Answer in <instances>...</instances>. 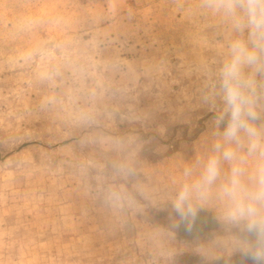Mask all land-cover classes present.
Returning a JSON list of instances; mask_svg holds the SVG:
<instances>
[{
    "label": "rangeland",
    "instance_id": "rangeland-1",
    "mask_svg": "<svg viewBox=\"0 0 264 264\" xmlns=\"http://www.w3.org/2000/svg\"><path fill=\"white\" fill-rule=\"evenodd\" d=\"M217 5L0 0V264H215L252 251L249 221L222 193L234 163L222 152L245 158V182L257 160L242 130V145L224 140L221 88L232 42L252 45ZM242 72L264 139V68ZM210 156L219 177L192 188ZM186 187L183 211L211 223L193 238L177 209ZM243 261L264 264V252Z\"/></svg>",
    "mask_w": 264,
    "mask_h": 264
},
{
    "label": "clouds",
    "instance_id": "clouds-1",
    "mask_svg": "<svg viewBox=\"0 0 264 264\" xmlns=\"http://www.w3.org/2000/svg\"><path fill=\"white\" fill-rule=\"evenodd\" d=\"M216 10L230 19L237 30L243 31L247 28L252 45L249 48L243 40L233 41L230 45L231 58L221 69L225 114H230L223 137L226 142H235L240 146L243 143L239 135L242 130L247 137L248 155L257 160L245 182L242 179L245 175V168L242 166L245 158L239 156L231 147H225L222 152L223 160L234 163L228 183L222 186V193L232 205L230 214L233 218L247 219L250 230L264 231V139L257 127L246 118L251 117L254 120L257 113L253 101L244 93L249 82L245 81L242 72L244 66H253L257 70L264 68V59L258 55L259 51H264V0H218ZM216 148L219 150L220 145H216ZM219 165L220 157L210 156L200 179L191 187L199 189L212 184L220 175ZM189 190L186 187L177 202V209L185 217L194 212L190 204L186 213L182 207Z\"/></svg>",
    "mask_w": 264,
    "mask_h": 264
},
{
    "label": "flooded vegetation",
    "instance_id": "flooded-vegetation-1",
    "mask_svg": "<svg viewBox=\"0 0 264 264\" xmlns=\"http://www.w3.org/2000/svg\"><path fill=\"white\" fill-rule=\"evenodd\" d=\"M211 223L202 214L189 215L181 220L180 230L186 237H198L206 230L211 229ZM252 243V251L238 255L234 259H223L215 264H249L251 262H244L245 258H255L258 252H264V237L261 236L260 231L253 230L248 236Z\"/></svg>",
    "mask_w": 264,
    "mask_h": 264
}]
</instances>
